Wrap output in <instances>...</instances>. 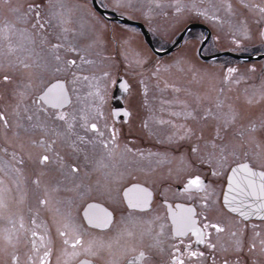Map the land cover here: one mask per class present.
Masks as SVG:
<instances>
[{
	"label": "flooded vegetation",
	"instance_id": "flooded-vegetation-1",
	"mask_svg": "<svg viewBox=\"0 0 264 264\" xmlns=\"http://www.w3.org/2000/svg\"><path fill=\"white\" fill-rule=\"evenodd\" d=\"M243 3L264 6V0H254V2L243 0ZM231 4L234 7L235 5L240 6L239 9L235 7L238 13L234 16H230L229 12L224 9V16L220 17L213 13L216 5L210 7L209 3L210 8H192L190 11L182 8L179 13L173 9L171 15H169L171 11L160 9V20L162 18L167 20L176 15L177 21L183 25L180 30L176 31L173 40L168 42L164 48L165 51L172 47L168 54L174 52L173 59L178 67L174 79L179 91H166L167 74L174 71L173 68L164 76L155 73L154 67L150 69L152 59L160 61L165 55H156L145 43L144 36L135 26L132 27H135L141 36L142 43L152 53L150 59L149 57L143 58L144 56L141 60L140 58L134 59L139 50L136 48V52L130 50L129 42L133 41L132 36L134 35L132 32L118 33L114 40L116 44L106 48L99 43H94L86 35L75 40L68 38V42L85 50L81 54L85 55L90 63L78 60L77 63L81 67L72 69L81 79L67 85L70 102L61 111L65 112L71 122L72 116L79 118L93 109H98L101 117L96 122L102 131L105 128H115L116 139L109 142L108 148L97 146L90 154L88 167H84L82 163L80 178L72 183L65 181L62 172L67 170L62 164L41 166L38 163L39 157L45 154V148L39 144H33L32 141L39 140L41 133L25 132L22 128L15 129L14 127L15 134L9 133L6 142L0 141V148L8 146L9 152L16 149L22 153L24 164L16 165L15 168L12 164L5 167V162L9 160V157L0 153V177L5 181V184L0 187V192L11 189L13 191L12 204L19 206V209L15 210L18 214L4 211L0 216L2 221L0 229L5 239V244L1 248L2 252L15 251L19 255L22 252L20 246L23 243L26 245L27 253L24 264H33L31 256L36 253L43 255L45 246L52 248V254L59 247L63 253H70L74 250L80 253L75 259L66 256V264H78L79 260L91 261V264H129V262L132 264H170L171 245L178 243L170 234L172 214L179 211L178 205L193 207L197 211L201 210L198 201L193 203L190 195L182 192L183 183L197 174L207 177V182H217L215 187L218 195L214 197L216 204L204 213L211 221L223 220L229 227L235 225L241 230L247 224L245 253L248 250V237L253 236V225H260L258 229L261 232L260 238L264 239V221L261 218L244 221L243 218L233 213L230 214L228 209L222 207L223 197L219 194V189L226 188V177L211 176L210 166L207 164L203 167L192 168L191 175L189 171H185L191 155L190 145L194 142V138L193 140L180 139L183 135V127L206 128V138L214 134L215 124L210 121L211 118L202 120L199 117L204 114L205 110L213 111L210 109L213 105L209 101L212 98L214 100L215 90L218 92L232 91L233 97H240L236 98L240 103H234L232 108L236 111L239 109L243 115L260 105L264 106V79H260L259 85L248 87L249 83L254 82L253 80L248 82L246 78L264 74V69L253 66L241 68L238 65L239 61L250 63V61L264 59V57L248 58L264 55V50L241 56L236 55L241 59L229 55L221 56L227 58L225 62L216 61L220 57L211 58L216 53L227 52L224 50L225 47L235 50L242 45L245 46V42H250L251 45L253 41L251 46H261L264 43V36L261 35L264 31V22H256L259 18L258 13L248 12L247 9L242 8L240 0H237L236 4L234 2ZM243 11L248 12L251 18L246 30L253 27L257 33L249 40H243L240 37L245 31L239 23L241 17L244 16V14L241 16L239 14ZM203 12H207V15L200 14ZM213 14L220 19H213ZM110 16L113 15L108 14V17ZM53 23L56 24L55 20ZM9 24L14 29L32 30L31 22L26 24L17 20V15L11 7L7 10L0 9V62L16 63L20 73L15 81L11 79L8 83L9 86H16L14 91H0V109L3 110L6 107L15 108L16 101L11 100L14 92H37V87H31L30 83L38 79L46 81L51 75L50 72L42 73L37 67V64L41 62L38 57L45 56L46 51H42L40 46H33L34 52L30 56L27 51L21 50L18 47L22 42L19 32L4 30ZM143 26L154 48L157 49L150 28L146 24ZM190 26L192 28L188 29ZM185 29L188 30L178 40ZM174 31H169V34ZM163 35L164 33L161 36ZM219 41H222L223 45L219 44ZM188 42L191 44L189 49ZM9 46L15 51L10 53ZM25 47H28L26 42ZM227 53L235 55L231 52ZM67 58L71 59L72 56ZM187 62L193 65L191 73L184 66ZM216 62L217 64L218 62L224 63L220 69L223 74L227 73L228 68H235L237 71L232 73L229 81L238 80L239 83L225 82L222 74L217 80L218 87H215ZM25 64L29 66L25 67ZM103 64H106L104 68ZM107 67L111 68V73L106 70ZM25 69L27 71L22 72ZM104 73L108 75L105 76ZM83 76L89 79L84 80ZM0 84L7 85L6 82L3 83V79ZM97 91L102 99L95 95ZM191 91H198L203 99L196 106L189 103L187 95ZM209 91H212L213 97L209 96ZM90 93L93 95H89ZM250 93L255 96L248 97L246 100L242 98L243 95ZM28 102L30 103V100ZM244 105H248L250 109L247 110ZM193 109H196L193 113L196 119L188 115ZM114 112L116 115H113ZM125 112L127 115H124ZM18 123L19 121H15L14 126ZM79 123L83 121L80 120ZM249 123H252L249 115L245 114L242 121L236 123V127ZM252 124L257 128L261 127L259 124ZM61 133L62 135L57 137L56 141L64 139V149L58 150L55 145L56 154H59L67 163H74L77 158L69 147L68 134L65 129H61ZM81 134H83L82 131ZM16 135L18 138L21 135L24 136L19 140ZM88 135L94 136L91 132ZM105 138H108L107 132H105ZM202 146L203 141H201ZM31 154H33L32 157ZM37 179L39 183H33ZM76 185H81V188H77ZM136 185L147 188L152 193L147 208L141 206L133 209L128 206L129 198L135 199L139 195L138 192L128 191ZM53 189L57 190L53 191ZM44 198H47L49 203L47 206H40L38 201ZM90 205L93 207L90 208ZM104 211L112 214L107 227H96L95 224L88 223L89 215H102ZM33 218L36 219V224L31 223ZM65 225L68 227L65 228ZM162 225L163 228H161ZM77 228L79 232L74 231ZM58 230L68 231L69 236L61 238ZM32 231L38 234L35 238L38 247L35 249L32 246L34 239L31 236ZM74 235L83 236L84 243L77 249L70 246ZM40 236L46 237L44 243L40 241ZM9 237L11 244L7 242ZM237 238L231 237L230 233H221L218 236L214 233L212 236L214 241L219 240L226 246H231ZM63 239H69L68 246L63 244ZM60 241L62 246H59ZM185 243H188L187 238H185ZM89 244L92 245V250L96 252V255L92 256L84 251ZM257 245H259L258 240ZM96 247L101 252H97ZM203 247V245H195L196 249H203ZM141 252L145 254L144 257L136 260ZM52 254L46 264H51ZM251 258L256 261V264H264V256H261L258 251L253 252Z\"/></svg>",
	"mask_w": 264,
	"mask_h": 264
},
{
	"label": "snow or ice",
	"instance_id": "snow-or-ice-1",
	"mask_svg": "<svg viewBox=\"0 0 264 264\" xmlns=\"http://www.w3.org/2000/svg\"><path fill=\"white\" fill-rule=\"evenodd\" d=\"M117 8L132 7L133 0H114ZM209 6L214 7V0H208ZM241 7L247 9L248 12H256L259 15L257 23L264 22V6L259 4H245L240 0ZM157 7L162 5L157 4ZM175 7L177 13L182 11L179 5H169ZM63 9V4L60 0H29L27 7L13 9L17 13V20L24 23L31 22V31L27 29H14L10 24L6 25L5 31H18L22 42L18 45L21 50L27 51L31 56L34 52L33 46H40L42 51H46V55L38 57L41 61L37 64L42 73H51L48 80L42 81V84L37 86V92L31 96L24 92H14L16 97V105L12 114L19 121L15 126L9 118L7 111L0 109V141H7L8 134L14 132L15 129H23L25 132H39L41 138L33 140V144H39L45 148V154L39 157L38 163L41 166L62 164L66 172H62L65 181L74 183L80 178L81 166L88 167L90 154L97 146L108 148L109 142L115 141L116 129L105 128L101 130L100 125L96 122L101 113L98 109H93L90 112L77 118L72 116L69 122L68 116L61 109L70 102L67 85L75 83L81 77L76 76L72 69H78L81 66L77 61L82 60L84 63H90L86 60L85 55L81 53L85 50L79 48L74 43L68 42V36L71 29L67 27L68 20L65 18L66 13L58 11L57 8ZM186 7V6H185ZM191 7L196 8V0H192ZM230 16H234L231 2L227 3L225 8ZM219 11V9H217ZM207 15V12L200 13ZM213 19H220L213 14ZM57 20L58 24L53 21ZM227 22V21H224ZM240 26L246 31L247 18L242 16ZM239 30V29H238ZM264 36V31L261 32ZM25 42L28 47H25ZM9 46V52H13ZM74 54V55H73ZM72 56L71 59L67 57ZM22 62V61H21ZM23 63V62H22ZM25 67L29 65L25 64ZM235 68H228L224 76L225 82L239 83L238 80L229 81V76L235 73ZM105 76L108 73H104ZM88 80L87 76L82 77ZM3 81L11 82V77L7 74L3 75ZM54 81V82H53ZM89 95H93L90 93ZM99 97V91L95 94ZM102 99V97H99ZM30 100V103L28 102ZM251 102V101H249ZM219 107V106H218ZM196 109L189 112L188 115L193 119L197 117L193 115ZM113 115H116L114 112ZM124 115H127L125 112ZM239 114L229 106L228 113L221 119L214 115L210 110H205L204 114L199 119L207 120L211 118L217 121L214 134L206 138V128L196 129L193 127H183V135L181 140H193L190 145V157L185 171H189L196 166L203 167L209 165V173L211 176L226 177V188L219 189V194L222 195V207L228 209L229 213H237L239 217L247 221L250 217L259 216L264 221V125L257 128L254 124L241 125L236 127ZM82 120L83 123H79ZM161 123H164L161 121ZM211 127V126H209ZM61 129H65L69 138V147L73 155L77 158L74 163H67L59 154H56V138L61 136ZM81 131L83 134H81ZM91 132L94 136H89ZM105 132L108 133V138H105ZM199 133V134H198ZM201 141L203 146L201 147ZM0 153L7 155L9 160L5 162V167L12 164L23 165L24 159L22 153L13 149L8 151V146L0 148ZM53 153L55 155H50ZM82 158V161H81ZM259 169V170H257ZM39 183V179L33 181ZM216 181L207 182V177H202L197 174L194 178L187 179L182 185V192L189 194L193 199V203H200L201 210L197 211L193 207H184L178 205L179 211L172 214V222L170 234L178 243L171 245L170 264H256V261L251 258L253 252H259L264 256V239H261V232L258 230L260 225H253V236L248 237L247 253H245V238L247 237L248 225L245 224L243 230L235 225L229 227L223 220L213 222L204 213L216 204L214 197L218 195V190L215 187ZM81 188V185H76ZM57 189H53L56 191ZM129 192H138L139 195L129 198V208H139L141 206L147 208L152 193L147 188H141L138 185L128 189ZM40 206H47L49 200L47 198L38 201ZM93 207L92 205L89 206ZM112 214L104 211L102 215L92 214L88 216V223L95 224L96 227H107L111 221ZM32 224H36V219L33 218ZM65 228L68 225L64 226ZM23 228V224H21ZM163 228V225L161 226ZM74 231L79 232V229ZM217 236L221 233H230L231 237H238L231 246H226L212 239L213 234ZM37 232L32 231L31 236L34 238L32 242L33 248L38 245L35 242ZM58 235L61 238L68 237V231L58 230ZM187 238L188 243H185ZM40 241H46L45 236L39 237ZM257 240L259 245H257ZM11 244V238L7 241ZM65 246L69 245V239H63ZM83 236L74 235L72 238L71 247L77 249L83 245ZM195 245H203V249H196ZM52 248L45 246L43 255L36 253L31 256L33 264H46V261L52 254ZM89 255H96L92 250V245L84 249ZM65 256L75 259L80 253L78 251L64 252ZM141 252L136 260L144 257ZM10 264H20L19 256L13 251L10 256ZM78 264H91V261L79 260ZM132 264V262H129Z\"/></svg>",
	"mask_w": 264,
	"mask_h": 264
},
{
	"label": "rangeland",
	"instance_id": "rangeland-1",
	"mask_svg": "<svg viewBox=\"0 0 264 264\" xmlns=\"http://www.w3.org/2000/svg\"><path fill=\"white\" fill-rule=\"evenodd\" d=\"M250 2H254V0H247ZM29 0H0V9L1 10H7L8 7H11L12 9H17L26 7L28 4ZM98 4L104 8L105 10L112 12L114 14H117L119 17L123 19H128L134 22H141L142 24H146L152 33L153 39H154V45L157 49L164 51L165 46L167 45L168 42L173 40L176 31L180 30L183 25H181L177 19L176 15L175 17H171L170 19L162 18L160 20V9L163 8L164 10L171 11L169 15H171L173 12L172 10L175 9V7H170L169 5H179L183 8V10H188L190 11L192 9V0H133L132 7H125V8H117L115 6L114 0H97ZM228 2H234L236 4L237 0H214V4L216 5L215 8L213 9V13L219 15L220 17L224 16V9L227 6ZM60 3L63 4V9H60L59 7L57 8L58 11H63L66 13L65 18L68 20V24L66 25L71 29V32L69 33L68 38H71V40L79 39L82 36L86 35L94 43H99L102 45L104 48L110 47L111 45L114 44V40L117 36L118 33H124L125 31L132 32L134 35L132 36L133 41L129 42L130 50H134L135 48L139 50L134 56V59L140 58V60L146 57H149V59L152 56V53L149 52V50L144 46L141 40V36L139 33L135 30V27H132L130 25H125L117 21L113 20H108L105 17L100 18L101 15L98 14L91 3V0H60ZM208 0H196V8H210L208 6ZM162 5V7H157L156 5ZM186 6V7H185ZM237 9L240 8V6L235 5ZM232 5V10L235 13H238V10ZM219 9V11H217ZM14 12V11H13ZM244 14V17L247 18V23L251 20L250 15L248 12H241L239 15L241 16ZM17 15V13H16ZM113 17V16H112ZM111 18V16H110ZM55 23L58 24V21L55 20ZM180 26V27H179ZM175 30V31H174ZM218 30V29H217ZM216 30V31H217ZM256 29L253 27H250L249 30L243 31L241 33L240 37L243 40H249L254 38L257 33L255 31ZM169 31H174L171 34H169ZM164 33L163 36H161ZM216 38L219 40V37L215 34ZM118 39V38H117ZM250 42H245V46L242 45L239 49L235 50H229L227 47H225L224 50H227V52H231L235 55H243V54H250L253 52H261L264 50V43H262L261 46H251L253 45V41L251 42V45L249 44ZM160 44V45H159ZM215 44H218L215 42ZM219 44H222V41H219ZM188 49L191 47L190 42L187 44ZM197 48V45L195 46ZM156 49V50H157ZM229 50V51H228ZM18 52V51H17ZM103 53L102 51H100ZM16 54V53H14ZM19 54V52H18ZM168 54V53H167ZM190 54V51H189ZM167 56V57H166ZM174 52L166 55L165 57L162 58L160 61L159 60H153L150 61V69L152 67L155 68V73L159 75H165L167 71L171 70L172 68L174 71L171 73L167 74L168 75V82H167V89L166 91H179L178 87L175 86L176 81L174 79L175 74L177 73V64L175 60L173 59ZM219 58V57H218ZM216 59V58H215ZM227 60L226 57H220L216 61H221L225 62ZM221 62H216V71L214 74V83L215 87H218V77H220L222 73V66L224 63ZM16 63H6V62H0V83L1 80L3 79V75L7 74L11 77L13 81L19 77V70L16 67ZM241 68L244 67H256L259 69H264V59L259 60V61H250L248 63L247 61H239L238 63ZM106 66V64H103V68ZM187 69H189V73H191V69L193 70V65L189 62H187L184 65ZM160 67V69H156ZM164 69V71L162 69ZM106 70L111 73V68L107 67ZM27 71V69L23 70L22 72ZM226 73L223 74V78ZM180 76V74H179ZM232 76V74L230 75ZM229 76V77H230ZM166 78V76H165ZM247 81L253 80V84L249 83L247 86L251 87L253 85H259L260 84V79H264V74H260L257 76H250L246 77ZM173 79V80H172ZM4 83V81H3ZM42 84V81L35 80L34 82L30 83L31 87H37ZM182 84V83H181ZM243 84H246L243 82ZM183 85V84H182ZM246 86V87H247ZM16 88L15 85L9 86L0 84V91H14ZM16 92H24L26 95L30 96L36 91H16ZM189 97V103L193 106L198 105L203 99H201L200 94L198 91H191L190 94L187 95ZM209 96L213 97L212 91H209ZM255 96L254 94L250 93L247 95H243L242 98L246 100L248 97ZM240 97H233V92L232 91H214V100L213 98L211 99V104L213 105V108L210 107L212 113L214 115L219 116L221 119L224 118V115L228 113L229 106L233 107L234 103H240V101H237ZM11 100L16 101V97L14 95L12 96ZM219 106V107H218ZM247 107V110L250 109L248 105H244ZM233 109V108H232ZM7 111L9 114V118L12 121L13 125L15 124V121H18L17 118L12 114L13 109L11 107H6L4 109ZM239 114L237 122L242 121V119L245 117V114L249 115V119L251 120L252 123L259 124L262 126L264 124V106L260 105V107H257L255 109L250 110L249 112L245 113L244 115L242 114L239 109L237 111ZM213 121L214 124L216 125L217 121L215 120H210ZM0 135H2V132H0ZM24 135H21L19 138L16 135V137L21 140ZM64 139H60L59 141L56 142V148L58 150L64 149ZM31 157L33 154L30 155ZM5 184V181L2 177H0V187ZM13 191L11 189L4 190L0 192V216L6 211L13 212L15 214H18L15 212L16 209H19L18 204L14 206L13 204ZM14 206V207H13ZM0 226L2 227V221L0 220ZM5 244V239L4 236L1 233L0 229V264H10V259L9 256L12 252L10 251H5L2 252L1 248ZM63 244L61 241L59 242V246H62ZM22 249V252L18 255L19 256V261L20 264L25 263V258H26V245L22 243L20 246ZM97 252H101L99 248H95ZM105 263L107 261L104 260ZM51 264H66V256L63 254V250L61 247L57 249L55 253L52 254V261Z\"/></svg>",
	"mask_w": 264,
	"mask_h": 264
},
{
	"label": "water",
	"instance_id": "water-1",
	"mask_svg": "<svg viewBox=\"0 0 264 264\" xmlns=\"http://www.w3.org/2000/svg\"><path fill=\"white\" fill-rule=\"evenodd\" d=\"M91 3H92V6L94 8V10L100 14L101 16L105 17L106 19L108 20H113V21H117V22H120L122 24H125V25H131V26H135L137 27L140 32L142 33V35L144 36V40H145V43L148 45V47H150V49L156 54V55H159V56H162V55H165L167 53H169L172 49L169 48L165 51H158L154 48L153 44H152V41L150 39V36L147 32V30L144 28L143 24L139 23V22H134V21H131V20H128V19H123L121 17H119L117 14H114L112 12H109L105 9H103L97 2V0H91ZM108 14H112L113 17H108ZM192 26H195V25H192ZM192 26L188 27V29L192 28ZM188 29H185L182 34L180 35L179 39L180 40L183 36V34L188 30ZM226 55H229V56H233L237 59H241L240 56H236V55H232L230 53H227V52H220V53H216L214 56H212L211 58L212 59H215V58H218V57H221V56H226ZM264 57V55H258L257 57H248L249 59H259V58H262ZM233 214H236L238 215L237 213H233ZM239 216V215H238ZM253 218H260L259 216H253V217H250L249 219H253Z\"/></svg>",
	"mask_w": 264,
	"mask_h": 264
}]
</instances>
